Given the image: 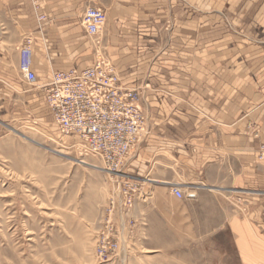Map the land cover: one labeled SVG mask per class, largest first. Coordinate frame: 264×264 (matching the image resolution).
<instances>
[{
	"label": "crops",
	"instance_id": "crops-1",
	"mask_svg": "<svg viewBox=\"0 0 264 264\" xmlns=\"http://www.w3.org/2000/svg\"><path fill=\"white\" fill-rule=\"evenodd\" d=\"M185 2L192 0H0V107L22 104L23 109L40 110L41 119L49 122V109L38 103V86L57 70L93 63L97 45L81 19L88 6L101 8L108 26L98 44L107 50L123 84L147 86L143 94L152 115L159 121L168 116L163 122L168 131L184 132L180 140L153 138L150 160L157 175L152 181L174 198L169 183L175 182L176 172H184L188 199L199 201L201 212H207L204 203L211 202V195L239 197L244 214L224 199L215 222L201 214L203 225L217 228L207 242L223 264H264V159L257 158L264 145V0H217L209 19L204 13H188ZM199 7L207 12L203 0ZM228 7L237 11L243 33L257 36L262 44L223 37L218 11ZM167 18L174 25L163 34ZM7 28L29 37L34 86L8 66L1 35ZM223 42L246 51L247 60L240 54L224 60ZM225 64L248 67L249 72L237 76L233 70L225 77L220 69ZM208 67L217 68L214 76L208 75ZM251 124L259 128L257 136Z\"/></svg>",
	"mask_w": 264,
	"mask_h": 264
},
{
	"label": "rangeland",
	"instance_id": "rangeland-1",
	"mask_svg": "<svg viewBox=\"0 0 264 264\" xmlns=\"http://www.w3.org/2000/svg\"><path fill=\"white\" fill-rule=\"evenodd\" d=\"M199 1L185 2L187 12L204 13L209 19L217 0H203L208 13L200 9ZM226 8L218 11L223 37L262 44L257 36L243 33L234 16L237 11ZM107 21L106 15L100 34L105 32ZM173 25V20L167 18L161 32L168 33ZM1 35L8 66L17 77H23L18 69L19 51L24 44L30 45L29 37L10 28ZM95 41L96 58L108 60L115 69L107 50L100 47L98 38ZM223 43L224 60L231 54H240L242 61L247 60L246 51L235 50L233 42ZM216 69L208 67V75L214 76ZM220 69L225 77L233 70L237 76L249 72L248 67L226 64ZM115 72L123 87L141 95L144 123L139 139L117 171L109 170L98 156L86 154L75 138L60 134L52 117L49 122L43 121L40 110L23 109L18 103L11 108L0 107V264H223L225 261L213 249L214 245L207 242L217 228L203 225L206 221L200 217L204 213L210 224L215 222L216 208L223 199L228 207L234 204L233 209L244 214L243 203L239 197L226 200L211 195V202L204 203L207 212H201L200 202L188 199L190 183L182 171L176 172L175 182L169 183L174 198L163 193V185L152 181L157 175L150 160L152 140L158 137L165 141L180 140L184 132L168 131V124L163 123L168 116L162 115L159 121V117L152 115L143 94L147 86L123 84L116 69ZM39 94L38 103L46 106L40 91ZM251 128L257 136L259 128L255 124ZM257 158L264 159V145L260 146ZM175 188L181 190V198L174 195ZM158 204L166 210L161 211ZM105 237L116 239L117 248L103 256L97 245Z\"/></svg>",
	"mask_w": 264,
	"mask_h": 264
},
{
	"label": "built area",
	"instance_id": "built-area-1",
	"mask_svg": "<svg viewBox=\"0 0 264 264\" xmlns=\"http://www.w3.org/2000/svg\"><path fill=\"white\" fill-rule=\"evenodd\" d=\"M81 22L87 36L95 41L106 15L90 6L84 10ZM18 69L25 82L34 86L36 75L32 71L29 44L19 51ZM38 88L60 134L75 138L86 154L98 156L109 170L122 167L143 131L141 95L122 86L108 60L95 57L85 68L57 70ZM173 193L177 198L182 196L178 188ZM106 238L98 240L97 245L98 253L103 256L117 248L116 239Z\"/></svg>",
	"mask_w": 264,
	"mask_h": 264
}]
</instances>
